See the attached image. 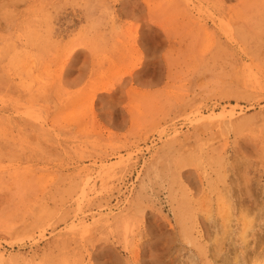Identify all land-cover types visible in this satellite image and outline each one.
Masks as SVG:
<instances>
[{"label":"rangeland","instance_id":"obj_1","mask_svg":"<svg viewBox=\"0 0 264 264\" xmlns=\"http://www.w3.org/2000/svg\"><path fill=\"white\" fill-rule=\"evenodd\" d=\"M0 264H264V0H0Z\"/></svg>","mask_w":264,"mask_h":264}]
</instances>
